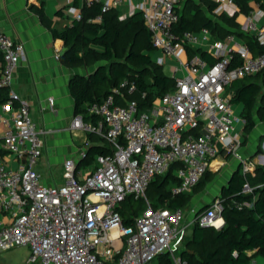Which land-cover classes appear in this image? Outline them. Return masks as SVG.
Masks as SVG:
<instances>
[{
	"label": "built area",
	"instance_id": "obj_1",
	"mask_svg": "<svg viewBox=\"0 0 264 264\" xmlns=\"http://www.w3.org/2000/svg\"><path fill=\"white\" fill-rule=\"evenodd\" d=\"M82 6L101 5V14L92 21L118 10L120 21L140 12L151 33L154 48L163 57L175 58L174 89L141 110L137 101L126 99L119 89L100 102L87 105L92 122L75 115L71 130L94 134L112 148L110 154L96 155L97 165H86L87 149L64 161L63 181L47 183L37 170L45 150V129L37 127L27 100L14 91L0 104V125L4 132L0 145V254L17 247L29 248L30 264H158L165 256L168 264H189L181 252L189 228L222 226L224 199L216 197L202 212L187 208L154 206L147 197L152 180L172 167L178 183L171 198L189 194L221 154L242 163L244 176L250 165L241 153L242 134L235 124H246L236 116L232 95L227 88L234 81L264 71V50L254 55L245 42L229 34L224 40H212L211 32L177 31L182 0H80ZM216 3L214 18L237 17L233 0ZM128 8L123 10L122 5ZM75 20L82 9L70 8ZM242 29L264 46V7L250 11ZM204 46L215 59L210 63L199 53L185 61L181 54L188 47ZM0 88L10 89L15 72L25 59V46L0 30ZM235 55L240 60L235 64ZM60 55L56 56L59 59ZM235 64V65H234ZM136 90L131 84L128 93ZM122 96L124 104L115 95ZM145 98V93L142 94ZM50 105L53 98H48ZM89 146V141L87 142ZM254 188L246 181L242 194ZM143 200L144 210L126 225L118 207L128 197ZM249 202L235 207H250ZM251 261V264H254ZM163 264H166L163 262Z\"/></svg>",
	"mask_w": 264,
	"mask_h": 264
},
{
	"label": "trees",
	"instance_id": "obj_2",
	"mask_svg": "<svg viewBox=\"0 0 264 264\" xmlns=\"http://www.w3.org/2000/svg\"><path fill=\"white\" fill-rule=\"evenodd\" d=\"M199 1L201 5L207 6L211 15L216 3L211 0ZM233 1L238 5L240 13L245 15L251 11V3L264 5V0ZM33 9L53 37L64 42L61 59L67 66L80 69L93 67L88 75L76 74L69 82L76 115L81 114L86 120L96 121V117L88 113L87 105L102 101L114 94L115 89H119L126 99L137 101L143 111L151 109L157 99L174 89L175 78L167 75L163 66L153 60L151 54L156 49L142 13L138 12L127 20L120 21L119 11L112 10L102 16L101 23H95L92 20L101 14V5H84L81 20H74L70 26L57 30L53 28L52 21L43 7ZM240 27L237 17L226 15L217 18L212 15L207 17L200 6L186 3L181 10L177 31L199 32L202 28H207L217 39L234 33L252 48L254 55L261 53L264 46L260 45L253 35L241 31ZM189 50L201 54L210 63L215 61L201 49ZM234 59L235 64L240 63L237 55ZM131 84L136 87L132 94L128 93ZM2 90L4 89L0 88V104L6 101ZM227 92L232 94L233 103L242 104L244 107L242 117L246 121L244 126L246 134L254 129L256 114L260 121H264V71L234 81L227 88ZM143 93L145 98L142 97ZM115 98L124 104L122 96L116 94ZM87 135L88 156L112 152V148L105 140L94 134ZM173 169L174 167L165 175L156 176L152 180L147 197L154 206L167 204L170 208H187L192 193L203 190L211 180V173L208 170L191 193L171 198V188L178 183L172 173ZM248 173L244 176L241 170L236 171L228 184L222 188L224 225L221 228L193 224L191 236L189 239H186V236L181 252L189 264H251L253 258H264V168L256 167L253 176ZM249 175L254 185L250 184ZM246 181L254 188L252 194L244 195L241 192ZM244 202L252 205L243 206L241 209L235 207V204ZM144 207L142 200L128 196L118 210L124 218V223L131 225ZM165 258L161 256L157 263L168 264Z\"/></svg>",
	"mask_w": 264,
	"mask_h": 264
},
{
	"label": "crops",
	"instance_id": "obj_3",
	"mask_svg": "<svg viewBox=\"0 0 264 264\" xmlns=\"http://www.w3.org/2000/svg\"><path fill=\"white\" fill-rule=\"evenodd\" d=\"M186 3L200 6L207 17L211 16L207 6L205 4L201 5L199 0H182V8ZM251 5V11L264 7V5L261 6L257 3H251ZM34 7H43L46 15L52 21L53 28L62 30L70 26L75 20L70 13V8L79 7L82 9L83 6L80 0H0V30L13 39L22 42L25 46V59L21 61L15 72L13 86L10 89L2 90V94L7 100L9 92L14 91L27 100L31 117L37 127L48 131L44 138L45 150L36 167L47 183H61L63 181L64 161L76 156L81 149H79V146L84 138V133L71 130V123L76 113L69 82L72 76L76 74L88 75L92 72V69L72 68L64 63L61 59L64 52V42L53 37L51 31L41 23L39 16L34 12ZM127 8V4L122 5L123 10ZM245 18V14L240 13L237 15V21L240 22V25L245 21ZM240 30L244 31L242 26ZM232 34L237 40L243 41L236 34ZM226 37L217 39L211 33L212 40H224ZM189 49H201L208 53L204 46L188 47L185 52L186 59L193 54ZM58 54L60 58L56 59ZM160 58H162V54L158 52L153 60L157 62ZM163 60L173 73L171 77L175 78L183 74L182 71L174 74L171 70V67L176 66V64H173V62H177L175 58L163 57ZM48 98L54 99L53 105L49 104ZM243 110L244 107L241 104V115ZM3 132L4 129L0 125V145L2 144ZM72 134L80 138L77 143L72 140ZM242 134L241 153L250 165L248 174L253 176L256 167L264 168V161L261 160L264 159V121H260L256 114L254 129L246 134L243 127ZM238 170H241L242 173V163L239 160L231 155L221 154L214 160L213 166L209 169L210 172L218 171L225 175L224 180L221 179L219 182V191L214 190L212 196L208 195L196 199L193 204H191V200V205L189 204L190 206L188 205L187 208L195 209L197 208L196 204H200L199 200L205 199L207 202L210 197L214 200L216 197L221 196L222 188L228 184L230 178ZM211 202L206 204V207ZM191 206L192 208H190ZM221 220L218 224L221 223L220 226H223L224 219ZM24 250L26 251L27 261L29 248L24 247ZM252 261L255 262L254 264H264L263 257L253 258Z\"/></svg>",
	"mask_w": 264,
	"mask_h": 264
},
{
	"label": "rangeland",
	"instance_id": "obj_4",
	"mask_svg": "<svg viewBox=\"0 0 264 264\" xmlns=\"http://www.w3.org/2000/svg\"><path fill=\"white\" fill-rule=\"evenodd\" d=\"M135 3L138 2V0H133ZM159 51L158 50H154L152 52V57H155L157 55ZM181 60H186V54L184 53V55L181 56ZM104 64H107L106 61H103ZM178 62H173V64H177ZM172 64V63H171ZM163 68H164V71L167 75L169 76H172V72L170 71V67L164 63L163 65ZM88 70H91L93 69L92 66H90L89 68H87ZM233 110H234V114L238 117L241 116V104H237V103H233ZM242 130H243V125L242 124H235V132L236 133H241L242 134ZM87 137L88 135L87 134H84V138H83V141H81V144L79 146V149H87L88 148V145H87ZM71 138L72 140H74L76 143L79 141L80 138H77L75 137L74 134L71 135ZM242 140H243V134H242ZM81 149L78 151L80 152ZM95 156L96 155H90L88 156V162L86 163H83V166L81 167L83 170L85 169L86 165H89V164H95L97 165V161L95 159ZM262 161H264V159H261ZM89 163V164H88ZM211 173V180L208 182V184L206 185V187L201 190L200 192H193L192 193V197H191V200H192V203L193 204L196 199H201V198H204L206 196H212L213 194V191H219V182L221 179L224 180L225 178V175H222V172H210ZM249 182L251 185H254V181L252 180V177L249 175ZM213 199L210 197L207 202L205 199H202V200H199L200 201V204H196L197 208H195L198 212L199 211H203L205 208H206V204H209V202H211ZM143 201V200H142ZM144 202V201H143ZM190 204V205H191ZM145 205V203H144ZM189 205V206H190ZM145 208V207H144ZM192 208V206L190 207ZM189 208H187V212L186 214L188 216L189 215ZM195 224V223H194ZM192 227L193 225L190 226L189 228V231H188V234H187V238L186 239H189L190 236H191V232H192ZM0 264H30V263H27L26 261V251L24 250V247H17V248H14V249H11L7 252H4L2 254H0Z\"/></svg>",
	"mask_w": 264,
	"mask_h": 264
},
{
	"label": "bare ground",
	"instance_id": "obj_5",
	"mask_svg": "<svg viewBox=\"0 0 264 264\" xmlns=\"http://www.w3.org/2000/svg\"><path fill=\"white\" fill-rule=\"evenodd\" d=\"M219 221H222V220H218V221L216 222V224H217V225H220V224H221V223H220V224H218V222H219Z\"/></svg>",
	"mask_w": 264,
	"mask_h": 264
}]
</instances>
